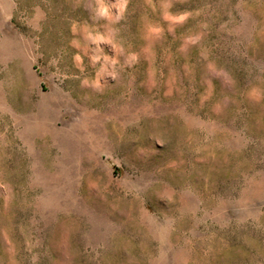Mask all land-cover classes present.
<instances>
[{"label":"rangeland","instance_id":"rangeland-1","mask_svg":"<svg viewBox=\"0 0 264 264\" xmlns=\"http://www.w3.org/2000/svg\"><path fill=\"white\" fill-rule=\"evenodd\" d=\"M0 264H264V0H0Z\"/></svg>","mask_w":264,"mask_h":264}]
</instances>
